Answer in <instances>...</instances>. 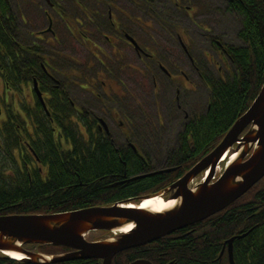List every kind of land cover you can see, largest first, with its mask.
<instances>
[{"label":"trees","instance_id":"1","mask_svg":"<svg viewBox=\"0 0 264 264\" xmlns=\"http://www.w3.org/2000/svg\"><path fill=\"white\" fill-rule=\"evenodd\" d=\"M228 6L240 20L235 35L239 44L225 47L228 64L221 74L209 68L201 70L207 89L205 110L190 113L173 145L166 148L159 168L148 153L115 150L104 139L83 143L73 122H66L70 133H62L70 137L72 148L63 149L52 137L51 123L41 114L35 116V123L40 125L39 139L30 141L43 167L38 169L35 164L19 166L17 160L22 154L20 138L27 134L19 132L23 118L18 108L33 112L21 100L22 84L37 77L36 59L28 44L24 51L21 49L20 26L11 1L0 0V79L11 101L8 120L0 128V215L60 213L127 201L136 204L140 197L168 187L214 149L249 108L264 82V1L232 0ZM22 155L25 163L35 160L29 151ZM169 168L176 170L133 179ZM189 228L197 236H167L127 250L115 256L111 264H129L138 259L154 264H226L218 261L221 243L243 234L233 241L235 264H264V177L227 208ZM24 247L48 255L67 251L48 245ZM0 264L32 263L0 254ZM54 264L99 262L76 259Z\"/></svg>","mask_w":264,"mask_h":264},{"label":"flooded vegetation","instance_id":"2","mask_svg":"<svg viewBox=\"0 0 264 264\" xmlns=\"http://www.w3.org/2000/svg\"><path fill=\"white\" fill-rule=\"evenodd\" d=\"M43 1L60 22L55 24L52 15L44 9L45 27L20 36L22 51L28 44L36 59L37 77L22 84L21 100L27 102L33 112L18 108L23 118L19 132L27 133L22 134L19 149L22 154L33 153L35 160L25 163L22 154L17 160L19 166L35 164L38 169L43 167L30 148V141L39 139L40 125L35 123V116L41 114L51 123L52 137L63 149L72 148L70 137L62 134L68 133L66 122L78 126L83 143L93 138L104 139L115 150L131 151L135 155L150 153L152 146L164 139L161 133H169L171 128H177L178 134L192 112L187 106L192 103L187 98L198 89V83L204 86L201 70L213 66L216 73L221 74L220 65L228 64L224 54L225 47L230 45L225 29L227 17H234L240 24L238 17L230 12L228 5L232 0H68L77 9L73 15L61 0ZM183 20L189 22L194 35L202 38L206 50L191 45L194 38L191 33L185 34ZM160 40L169 41V49L160 48ZM73 41L79 47L78 54L72 53L67 46ZM195 50L201 54H196ZM137 74L139 81L146 79L151 85L149 101L140 102L135 97V88H141ZM35 82L41 97L36 95ZM10 102L9 93L2 84L0 128L8 120ZM148 102H152V110ZM168 194L163 197L167 199ZM192 225L167 236H197L194 229L189 228ZM93 233L100 236L92 239L89 235ZM114 234L116 232L90 231L85 241L106 240ZM227 240L220 245L219 263L229 264ZM66 249L60 254L73 251ZM86 260L102 264L101 259Z\"/></svg>","mask_w":264,"mask_h":264},{"label":"water","instance_id":"3","mask_svg":"<svg viewBox=\"0 0 264 264\" xmlns=\"http://www.w3.org/2000/svg\"><path fill=\"white\" fill-rule=\"evenodd\" d=\"M264 1V0H263ZM37 90L36 82L33 84ZM40 97V96H39ZM245 132V133H244ZM234 159L225 164L220 176L214 180L216 167L224 156ZM175 168L156 170L134 178L168 173ZM206 173V178L190 187L193 180ZM264 177V82L249 108L234 122L219 144L197 161L181 178L158 194L143 196L138 202L169 193L166 200L175 205L164 211L114 203L78 210L50 214L0 215V254L22 255L21 261L32 264H54L76 259H101L110 264L119 252L138 248L159 240L213 216L238 200ZM133 178V179H134ZM131 226L129 231L122 232ZM116 232L112 238L97 242L85 241L90 231ZM245 235V234H243ZM226 241L229 264H234L232 244ZM25 245H48L73 249L62 255H44L28 251ZM130 264H151L136 260Z\"/></svg>","mask_w":264,"mask_h":264},{"label":"rangeland","instance_id":"4","mask_svg":"<svg viewBox=\"0 0 264 264\" xmlns=\"http://www.w3.org/2000/svg\"><path fill=\"white\" fill-rule=\"evenodd\" d=\"M10 1H11V4H12L14 10H15V13L18 15L19 20L17 22L19 23V26H20V33L23 36H26L24 34H27V33H33L38 28L45 27L44 13H43L44 9L52 15V18H53L55 24L57 21L60 22V20H57V19H59L57 17V15H55V13H53L51 10H49L48 6L45 4V2L43 0H10ZM61 2H62V5L64 7H66L65 9H67L69 11L70 15H73L76 13L77 9L74 8V6L70 5L68 3V0H61ZM68 7H70V8H68ZM136 15H139V14L136 12ZM22 18H24L25 20H22ZM236 21L237 20H235L234 17H227L226 26L224 25L225 29L229 33L227 40L229 41L230 44H234V43L239 44V43H237L238 41L236 40L235 35H236V32L238 31V29L240 27V24L237 23ZM59 22L57 24H59ZM181 22H182L184 29L186 31L185 34L190 35L188 33H191L194 36V37L192 36V38H194V42L190 41L191 45L193 44L194 47H196L198 45L200 50H202V49L206 50V48H204L205 45L202 44V42H203L202 38L194 35V33L192 32V30L189 26V22L187 20H183ZM58 29L62 31V28L60 25H59ZM62 39L64 41L63 37H62ZM68 44H67V46L71 47L72 53H74V54H76V52H77V54L79 53V47L74 43V41L70 42V43L68 42ZM158 44H159L160 48H162V49H169V47H170L169 41L167 42V41L160 40L158 42ZM194 52L198 55L201 54V52H198L197 50H195ZM211 56L212 55H210V57ZM198 57L200 58V56H198ZM212 58L214 60H216V57H214V55L212 56ZM220 67H222V70L225 69L224 65H220ZM211 68L212 69H210V70L213 71L214 74H218V73H216V69L213 66H211ZM138 79H140V78H139V75L137 74L136 80L139 81ZM139 84L141 85V88L140 87L135 88V97L137 99H140V102L142 100L149 101V99L152 98L151 97V91H150L151 85H149V82L146 79L142 80V81L140 80ZM197 85H198V89L195 90V92L192 94L191 97L187 98L189 100V102L192 103L191 105H187L189 107V112H191V111L203 112L205 110V107H206L207 90L200 83H198ZM1 89H2V81L0 79V90ZM148 103H149V106L151 107V110H152V106L150 105L152 102H148ZM190 108H191V110H190ZM151 110L149 109V111H151ZM171 129L172 130H170L169 133H161V136L164 139L161 140V143L155 144V146L153 145L151 148V152L148 153L150 155L151 159L153 160L154 164L158 167L161 166L164 162L166 148L173 145L172 141L176 135L177 128H171ZM170 138H172V140H170ZM227 162H228V159L221 162L217 166L216 177H218L219 174L223 171L224 166ZM204 177H205V173L197 176L193 180V182L190 184V187L197 185L198 182L202 181V179ZM158 193L159 192H156L155 194H158ZM89 236H90V238L93 239L94 237H99L100 234L99 233H93V234H90Z\"/></svg>","mask_w":264,"mask_h":264},{"label":"bare ground","instance_id":"5","mask_svg":"<svg viewBox=\"0 0 264 264\" xmlns=\"http://www.w3.org/2000/svg\"><path fill=\"white\" fill-rule=\"evenodd\" d=\"M17 15V14H16ZM17 18H18V15H17ZM19 20V19H18ZM205 89H206V87H205ZM37 90H38V88H37ZM207 90V89H206ZM36 91V90H35ZM36 95H38V96H40L41 97V95H40V92H39V90L38 91H36ZM258 95V94H257ZM256 95V96H257ZM256 96H255V98H256ZM254 98V99H255ZM254 101V100H253ZM252 101V102H253ZM252 104V103H251ZM231 128V127H230ZM229 131V130H228ZM227 131V132H228ZM245 133V132H244ZM213 150V149H212ZM211 150V151H212ZM210 151V152H211ZM209 152V153H210ZM208 153V154H209ZM206 156V155H205ZM228 156H224L221 160H220V162H223V161H225L226 159H228L227 158ZM234 157H235V155H232L230 158H229V160H231V159H234ZM149 173H152V172H149ZM149 173H147V174H149ZM142 175V174H141ZM138 176H140V175H137V176H135V177H138ZM134 178V177H133ZM139 206L138 207H141V208H144V209H150L151 211H154V212H160V211H164V210H166V209H170V208H172L174 205H175V201L174 200H166V199H162L161 197H159V196H156V197H152V198H149V199H145V200H143V201H141L139 204H138ZM131 228V226H128V227H125V228H123L122 230H120V231H122V232H126V230L127 231H129V229ZM9 255H11V257H13L12 259H16V260H20L21 258H22V255H20V254H16V253H11V254H9Z\"/></svg>","mask_w":264,"mask_h":264}]
</instances>
